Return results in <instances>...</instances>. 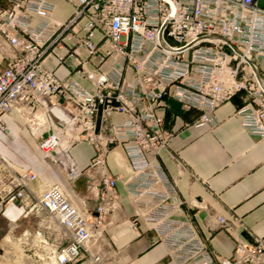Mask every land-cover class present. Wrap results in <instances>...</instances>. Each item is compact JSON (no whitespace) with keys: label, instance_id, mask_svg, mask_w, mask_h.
I'll use <instances>...</instances> for the list:
<instances>
[{"label":"built area","instance_id":"obj_1","mask_svg":"<svg viewBox=\"0 0 264 264\" xmlns=\"http://www.w3.org/2000/svg\"><path fill=\"white\" fill-rule=\"evenodd\" d=\"M6 1L10 7L3 9L0 0V52L5 58L0 131L7 129L4 116L17 110L33 134L49 130L39 147L71 179L81 172L69 151L82 142L94 148L91 167L100 177L92 184L98 200L93 212L79 208L59 185L46 184L36 193L32 184L40 176L26 172L14 178V188L0 194V213L18 202L25 216H45L49 236L43 235L44 242L52 236L56 240L60 230V246L51 250L55 264H107L99 246L106 218L119 206L120 178L111 175L106 157L121 146L133 173L125 182L127 193L144 210V221L175 264H198V258L206 264H264L263 239L237 241L230 258L215 256L196 224L179 217L184 202L175 181L162 164L148 158L173 136L158 113L169 109V101L199 110L196 125H216V109L245 93L248 100L236 114L249 132L264 137V0H79L72 17L46 42L42 36L49 24L32 30L31 12L50 17L54 4ZM76 27L83 35L73 43L72 68L91 82V90L73 78L60 79L44 65L63 34ZM97 32L108 46L99 61ZM218 223L229 225L223 217ZM35 234L42 236L41 231Z\"/></svg>","mask_w":264,"mask_h":264},{"label":"crops","instance_id":"obj_2","mask_svg":"<svg viewBox=\"0 0 264 264\" xmlns=\"http://www.w3.org/2000/svg\"><path fill=\"white\" fill-rule=\"evenodd\" d=\"M47 1L55 6L50 17L31 12L32 30L49 24L43 31L44 42L57 26L68 22L79 0ZM1 6L7 9L10 3L2 0ZM81 35L83 32L78 27L65 32L54 47L55 53L47 54L44 65L60 79L73 78L91 90V82L72 68L73 43ZM94 41L100 46L101 53L95 59L99 61L108 46L99 32ZM79 53L82 58L86 57L85 51ZM4 66L5 58L0 52V69ZM128 75L131 78V73ZM247 100L245 93L237 94L216 109V125L202 126L196 125L201 116L199 110L187 111L179 103L169 101V109H159L158 113L164 117L165 128L173 136L156 155H148L149 160L162 164L175 181L184 202L183 215L179 217L196 224L209 250L217 257L230 258L237 241L255 244L257 240H264V137L249 132L236 114ZM4 121L7 129L0 131V160L8 167L10 177L35 173L40 176L32 184L36 193L42 192L46 184H56L79 208L93 212L98 200L92 184L100 177L98 170L91 167L94 148L82 142L70 149L69 155L81 172L76 179H71L39 147L49 135L48 129L33 134L17 110L6 114ZM76 147L83 148L84 157L75 158L72 152ZM106 164L111 175L120 178L117 182L119 206L106 218L108 225L99 246L105 253L106 263L175 264L169 258L167 247L157 240L156 233L144 221V210L127 193L125 182L133 173L121 146L110 150ZM22 212L18 202L10 203L0 213V221L15 220ZM136 216H139L138 222H135ZM219 217L228 221L227 228L219 226ZM197 261L206 264L202 258Z\"/></svg>","mask_w":264,"mask_h":264},{"label":"rangeland","instance_id":"obj_3","mask_svg":"<svg viewBox=\"0 0 264 264\" xmlns=\"http://www.w3.org/2000/svg\"><path fill=\"white\" fill-rule=\"evenodd\" d=\"M75 158L84 157L85 151L81 147L73 150ZM14 178L9 173L8 167L0 160V194L15 187ZM26 212L12 221L0 222V264H55L51 250L60 246V230L58 238L52 236L51 241L44 242V237L49 236L48 225L44 222L45 216L38 217L34 213L25 216ZM41 231L42 236L36 237L35 232Z\"/></svg>","mask_w":264,"mask_h":264},{"label":"bare ground","instance_id":"obj_4","mask_svg":"<svg viewBox=\"0 0 264 264\" xmlns=\"http://www.w3.org/2000/svg\"><path fill=\"white\" fill-rule=\"evenodd\" d=\"M61 161H62L63 163H66V162H67V158H66V157H63V158L61 159Z\"/></svg>","mask_w":264,"mask_h":264}]
</instances>
